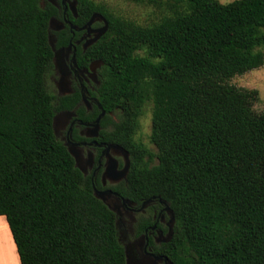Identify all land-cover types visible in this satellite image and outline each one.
<instances>
[{
  "label": "trees",
  "instance_id": "16d2710c",
  "mask_svg": "<svg viewBox=\"0 0 264 264\" xmlns=\"http://www.w3.org/2000/svg\"><path fill=\"white\" fill-rule=\"evenodd\" d=\"M77 1L108 19L94 46L106 62L101 100L122 110L127 195H159L173 210L169 258L264 264V112L252 107L257 89L228 82L264 65V0H175L180 9L151 25ZM54 12L0 0V215L21 264H126L115 212L54 133ZM149 101L156 163L135 138Z\"/></svg>",
  "mask_w": 264,
  "mask_h": 264
},
{
  "label": "flooded vegetation",
  "instance_id": "af4514ba",
  "mask_svg": "<svg viewBox=\"0 0 264 264\" xmlns=\"http://www.w3.org/2000/svg\"><path fill=\"white\" fill-rule=\"evenodd\" d=\"M47 2L55 8L48 32L54 49L47 83L56 98L57 137L75 143L72 147L94 187L112 191L107 202L131 263L174 264L168 256L174 226L170 205L159 195H127L131 151L118 142L116 132L122 110H107L101 100L106 62L94 46L103 41L108 19L99 12L101 16L89 22L94 12H80L77 0H42ZM105 19L108 27L102 31Z\"/></svg>",
  "mask_w": 264,
  "mask_h": 264
},
{
  "label": "rangeland",
  "instance_id": "374dc122",
  "mask_svg": "<svg viewBox=\"0 0 264 264\" xmlns=\"http://www.w3.org/2000/svg\"><path fill=\"white\" fill-rule=\"evenodd\" d=\"M97 3L105 4L110 11L123 17L130 19L141 25H151L160 21L163 17L172 15L175 9H180L175 0H93ZM227 3L232 0H219ZM140 54L146 55L144 50L139 51ZM228 82L237 87L248 89H257L259 92L258 100L252 107L257 112H264V65L249 70L240 75L232 76ZM152 129V104L147 102L144 106L142 115L139 117V127L136 131L135 138L143 142L153 153L151 163L157 162V148L150 140ZM7 234V233H6ZM0 236V262L1 264L15 263V257L11 255V251L7 245V235ZM4 250V251H3ZM4 253V254H3Z\"/></svg>",
  "mask_w": 264,
  "mask_h": 264
},
{
  "label": "water",
  "instance_id": "95a60500",
  "mask_svg": "<svg viewBox=\"0 0 264 264\" xmlns=\"http://www.w3.org/2000/svg\"><path fill=\"white\" fill-rule=\"evenodd\" d=\"M95 16H101V14L99 12H94L89 22L93 21V19H94ZM53 20H54V18H50L49 19V27L51 26V22ZM107 27H108V23H107V21L105 19V25L103 26L102 31H105L107 29ZM48 40H49V43L51 45V48L54 49V42L51 39V36H50L49 33H48ZM54 54L56 55L57 52H54ZM58 116H59L58 114H55L54 117H53V129H54V133H55V136L56 137H57V133H56V122H57ZM96 121L98 122V119ZM64 145L67 147L68 152L74 158L75 166L77 168H79L84 174H86V169L81 165L80 160H79V156L75 152L74 148L72 147V146H75V143H73V142H71V143L64 142ZM125 169H126V167H125ZM106 174L109 177H112V173L109 170L106 171ZM111 193H112V191L110 189H107V190H98L96 187L93 186V194L95 195V197H97L98 199H100L102 202H104L108 206L109 209H111L112 211H114V209L107 202V199L110 197ZM168 209L172 213V220H174V214H173L172 208L170 206H168ZM124 253H125L126 264H132L131 263V260H130L129 253H128V251H127L126 248L124 249Z\"/></svg>",
  "mask_w": 264,
  "mask_h": 264
},
{
  "label": "crops",
  "instance_id": "0c3cea01",
  "mask_svg": "<svg viewBox=\"0 0 264 264\" xmlns=\"http://www.w3.org/2000/svg\"><path fill=\"white\" fill-rule=\"evenodd\" d=\"M1 233L2 234L3 233L4 234L7 233L6 235H7V239H8L7 240L8 249L11 251V255H13V258L15 257L14 258L15 259V263H14V260H13V264H21L20 260H19V256H18V253H17V249H16V246H15V243H14L12 235H11V231L9 229L7 220H6L4 215H0V236H1ZM0 241H1V239H0ZM2 257H3V255L1 256V258ZM4 258L5 257H3V260H4ZM0 264H1V262H0Z\"/></svg>",
  "mask_w": 264,
  "mask_h": 264
}]
</instances>
